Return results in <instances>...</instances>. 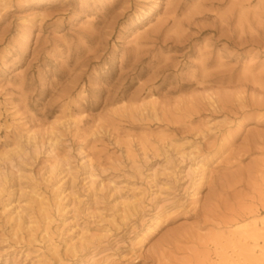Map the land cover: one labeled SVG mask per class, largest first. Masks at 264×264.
I'll use <instances>...</instances> for the list:
<instances>
[{"label":"rangeland","instance_id":"374dc122","mask_svg":"<svg viewBox=\"0 0 264 264\" xmlns=\"http://www.w3.org/2000/svg\"><path fill=\"white\" fill-rule=\"evenodd\" d=\"M0 264H264V0H0Z\"/></svg>","mask_w":264,"mask_h":264}]
</instances>
